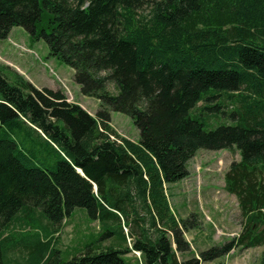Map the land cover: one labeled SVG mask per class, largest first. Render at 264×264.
<instances>
[{"label": "trees", "instance_id": "16d2710c", "mask_svg": "<svg viewBox=\"0 0 264 264\" xmlns=\"http://www.w3.org/2000/svg\"><path fill=\"white\" fill-rule=\"evenodd\" d=\"M147 2L0 0V40L22 26L99 101L91 114L0 63V264H200L264 246V0ZM232 148L239 233L196 255L168 188L198 149ZM76 207L98 230L64 261L53 234Z\"/></svg>", "mask_w": 264, "mask_h": 264}, {"label": "rangeland", "instance_id": "374dc122", "mask_svg": "<svg viewBox=\"0 0 264 264\" xmlns=\"http://www.w3.org/2000/svg\"><path fill=\"white\" fill-rule=\"evenodd\" d=\"M147 1L141 0L142 5L137 8L139 13L147 11ZM0 63L9 66L11 71L19 72L36 87L60 88L70 101L79 102L92 114L99 107L98 99L80 92V86L73 80V69L51 56L43 40L33 41L22 26H13L8 37L0 40ZM108 88L115 93L111 83ZM217 101L214 99L211 103ZM224 119L221 116L211 120ZM110 121L121 136L130 140L138 139V129L129 115L110 111ZM238 159L239 152L235 148L198 149L188 161V176L168 188L169 204L176 217L188 219L196 225L184 233L191 251L196 255L199 251L226 242L239 233L241 214L237 200L225 190L223 181L231 161ZM57 230L53 234V247L58 256L67 261L84 252L96 235L98 223L88 217L84 208L76 207ZM113 237L120 239L117 232ZM263 251L264 246L236 248L227 255L200 261V264H261Z\"/></svg>", "mask_w": 264, "mask_h": 264}, {"label": "crops", "instance_id": "0c3cea01", "mask_svg": "<svg viewBox=\"0 0 264 264\" xmlns=\"http://www.w3.org/2000/svg\"><path fill=\"white\" fill-rule=\"evenodd\" d=\"M55 89V88H54ZM77 103H79V102H77ZM80 104V103H79ZM80 105H82V104H80ZM83 107V106H82ZM89 113H91L90 111H88ZM92 114V113H91Z\"/></svg>", "mask_w": 264, "mask_h": 264}]
</instances>
